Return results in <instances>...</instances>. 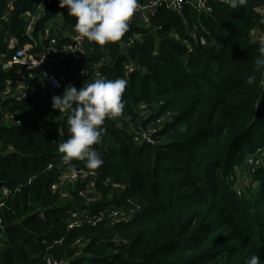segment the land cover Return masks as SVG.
<instances>
[{
	"label": "trees",
	"instance_id": "trees-1",
	"mask_svg": "<svg viewBox=\"0 0 264 264\" xmlns=\"http://www.w3.org/2000/svg\"><path fill=\"white\" fill-rule=\"evenodd\" d=\"M35 1L16 0L7 27L22 44L28 40L22 16ZM6 10L7 0H0V16ZM212 10L199 13L190 4L181 14L162 9L148 27L131 23L120 41L95 43L86 59L65 66L77 90L97 70L128 82L123 112L117 121L105 120L101 142L93 146L104 160L97 169L102 199L88 207L79 202L80 185L73 201L52 190L68 168L82 169L84 162H65L58 151L69 134L66 117L52 109L51 90L11 102L21 123H0V190L10 193L0 205L6 229L0 264H245L253 254L264 264V167L253 175L259 186L253 198L236 188L248 161L264 160V73L255 71L261 46L252 37L264 30V0L235 8L230 0H212ZM56 19L73 31L75 18L57 1L35 37ZM130 66L135 70L128 74ZM11 79L0 67V91ZM160 119L158 144L133 143V129ZM107 181L125 192L110 198ZM72 206L91 217L123 208L133 218L70 229ZM78 242L85 244L81 258Z\"/></svg>",
	"mask_w": 264,
	"mask_h": 264
},
{
	"label": "built area",
	"instance_id": "built-area-1",
	"mask_svg": "<svg viewBox=\"0 0 264 264\" xmlns=\"http://www.w3.org/2000/svg\"><path fill=\"white\" fill-rule=\"evenodd\" d=\"M57 1L59 0H36L34 10L23 14L24 33L28 40L22 44V41L7 29L11 25V15L16 4V0H7V10L0 16V34L4 33L3 37L0 35V67L3 71L12 72L13 79L8 80L2 91H0V123L9 126L19 125L21 121L9 109L12 105L11 102L32 99L39 88H49L53 97L54 95H62L67 85L71 84L75 87L77 85V81L70 80L67 78L68 75H64L66 73L64 68L69 63L86 59L92 52L95 42H90L87 39L77 41L75 38L77 34L57 19L49 23L44 35L39 34V38L35 37L36 28L45 17L47 8ZM186 4H190L199 13L208 14L213 11L212 0H190V2L188 0H138L139 6L129 20V24L148 27L160 10L164 9L171 13L181 14ZM262 15L264 17V13ZM252 37L260 44L261 48L264 47V30H254ZM175 38L178 39L179 37L175 35ZM134 70V66L128 67V74L134 72ZM98 74L100 75L99 70L96 71L94 78H98ZM53 77L55 78V85L52 80ZM84 83L90 82L85 81ZM118 118V116H113L107 118V120L117 121ZM163 123L164 120L160 119L156 124H150L147 128L133 129L131 131L133 143L155 146L159 143L155 136L162 128ZM59 133L61 134L62 131L59 130ZM248 167L252 170L263 168L264 160L251 158L248 161ZM72 168H68L59 177L58 181L52 185V190L58 194L59 199L73 201L71 186L77 188L80 185L83 187L78 193L81 205L88 207L101 201L102 195L97 190V169L87 170L89 174L83 175L80 173V169L76 167L77 173L73 174ZM106 183L110 187V198L120 196L125 192V187L120 184L111 181ZM9 194L6 188L0 190L1 206L5 205L6 200L10 197ZM89 194L92 197H88ZM68 215L67 225L70 229L96 226L98 224L113 227L129 223L133 218V213L116 207H110L100 212L96 217H91L86 209L72 206L68 210ZM5 232V226L0 218V246L4 241ZM76 245L80 249L76 254V257H79L81 256L79 252L83 250L84 243L78 242ZM48 264H64V262L52 263L48 261Z\"/></svg>",
	"mask_w": 264,
	"mask_h": 264
},
{
	"label": "clouds",
	"instance_id": "clouds-1",
	"mask_svg": "<svg viewBox=\"0 0 264 264\" xmlns=\"http://www.w3.org/2000/svg\"><path fill=\"white\" fill-rule=\"evenodd\" d=\"M244 3L245 0H230L233 8ZM138 6V0H59V7L67 9L68 15L75 18L76 40L87 39L101 46L121 40ZM259 53L254 68L264 73V47ZM52 80L55 85V78ZM254 81L255 76L249 75L246 83ZM127 83L123 78L107 79L98 74V78L84 83L79 90L69 84L62 95H54L51 99L52 109L58 111L60 117H66L69 134L58 144V151L65 162L83 161L84 168L79 170L83 175L104 163L93 146L101 142L105 120L123 112L122 96ZM72 172L76 174L77 169L73 167ZM245 264H261L259 255L253 254Z\"/></svg>",
	"mask_w": 264,
	"mask_h": 264
},
{
	"label": "rangeland",
	"instance_id": "rangeland-1",
	"mask_svg": "<svg viewBox=\"0 0 264 264\" xmlns=\"http://www.w3.org/2000/svg\"><path fill=\"white\" fill-rule=\"evenodd\" d=\"M257 169H250L249 167L247 170L243 172L237 173V190L240 193V196L246 197V198H253L255 196L256 191L258 190L257 183L255 181L257 178H255L253 175L256 172ZM76 190V187L71 186V197L73 198V192ZM88 197H92L91 194L88 195ZM85 246V244H84ZM81 256L76 258H81L83 254V250L79 252Z\"/></svg>",
	"mask_w": 264,
	"mask_h": 264
},
{
	"label": "crops",
	"instance_id": "crops-1",
	"mask_svg": "<svg viewBox=\"0 0 264 264\" xmlns=\"http://www.w3.org/2000/svg\"><path fill=\"white\" fill-rule=\"evenodd\" d=\"M261 12H262V13H264V11H263V10H262Z\"/></svg>",
	"mask_w": 264,
	"mask_h": 264
}]
</instances>
